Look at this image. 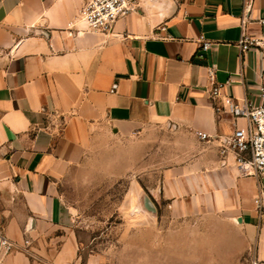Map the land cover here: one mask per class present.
I'll list each match as a JSON object with an SVG mask.
<instances>
[{"label":"crops","instance_id":"obj_1","mask_svg":"<svg viewBox=\"0 0 264 264\" xmlns=\"http://www.w3.org/2000/svg\"><path fill=\"white\" fill-rule=\"evenodd\" d=\"M87 1L0 0V232L17 248L5 263L92 264L56 185L101 137L159 125L174 135V158L158 188L136 196L166 204L164 245L264 264V177L241 175L216 140L198 137L245 127L227 101L260 104L264 52L240 53L238 42L264 34V0H137L109 33L78 19Z\"/></svg>","mask_w":264,"mask_h":264},{"label":"rangeland","instance_id":"obj_2","mask_svg":"<svg viewBox=\"0 0 264 264\" xmlns=\"http://www.w3.org/2000/svg\"><path fill=\"white\" fill-rule=\"evenodd\" d=\"M101 138L56 185L83 259L92 264H253L246 256L228 262L222 254L208 261L206 248L195 246L178 248L176 254L161 241L159 215L166 204L147 199L141 204L136 194L157 189L161 171L173 161L170 131L153 125L128 138ZM142 207L157 213V223L143 221Z\"/></svg>","mask_w":264,"mask_h":264},{"label":"built area","instance_id":"obj_3","mask_svg":"<svg viewBox=\"0 0 264 264\" xmlns=\"http://www.w3.org/2000/svg\"><path fill=\"white\" fill-rule=\"evenodd\" d=\"M137 0H88L80 8L78 19L86 29L91 32L109 33L114 23L133 12ZM262 23V21H261ZM241 27L244 20L241 19ZM201 48L206 50L209 46L199 37ZM240 53L248 49H256L264 52V34L259 36L248 35L242 32L238 42ZM209 97L216 100L220 95L221 85L213 79V68L209 70ZM260 104L252 106L245 100L239 104L233 100L226 102L224 109L234 119H243L244 128H234L227 136L210 137L205 133L198 134L201 141L218 142V155L221 160L231 158L237 170L243 176L264 177V86L259 92ZM215 110L220 111L218 105ZM260 207V200H255ZM17 251L16 245L0 232V264H6L5 258ZM253 264H256L254 261Z\"/></svg>","mask_w":264,"mask_h":264}]
</instances>
